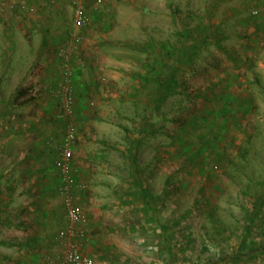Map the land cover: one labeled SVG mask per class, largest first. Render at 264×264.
<instances>
[{"label": "rangeland", "instance_id": "374dc122", "mask_svg": "<svg viewBox=\"0 0 264 264\" xmlns=\"http://www.w3.org/2000/svg\"><path fill=\"white\" fill-rule=\"evenodd\" d=\"M74 1L63 4L67 38L43 58L60 61L57 80L1 85L0 264L62 263V245L49 259L32 239L15 259L2 258L14 250L8 241L29 239L36 203L46 207L42 195L58 184L42 151L47 139L62 143L53 140L65 124L62 49L76 95L83 250L94 264H264V209L253 212L264 194V0H84L102 12L73 40ZM202 39L154 106L141 93V78L160 74L147 46H166L172 62ZM138 184L158 199L156 215Z\"/></svg>", "mask_w": 264, "mask_h": 264}, {"label": "crops", "instance_id": "0c3cea01", "mask_svg": "<svg viewBox=\"0 0 264 264\" xmlns=\"http://www.w3.org/2000/svg\"><path fill=\"white\" fill-rule=\"evenodd\" d=\"M65 2L66 0H0V92L2 84L17 83L24 87L27 84L38 83V78L42 75H47V78L44 76L45 80L42 81V84H48V82L52 84L57 80L53 70L57 72L60 67L57 65L60 61L54 58L55 60H48L45 65L43 58H47L49 51L55 49L60 42H64L67 38V28L63 29L65 24L63 4ZM21 23L28 24L32 31L19 30L18 25ZM36 26H42L44 30L36 29ZM48 96L50 95L47 94L46 97ZM59 126L62 128L64 136L66 125ZM63 136L61 135L59 138L54 136L53 140L57 138L61 141ZM50 140L47 139V145H45L42 154L44 155L46 151L50 153L51 158L48 161L50 170L58 174L55 163L59 149H55V143ZM59 145L57 146L59 147ZM49 177L50 180H53L51 176ZM57 179L58 184L55 191L42 195L47 201L50 200L47 206H40L36 203L37 205L33 209L32 227L27 233L29 239L25 241L21 237L19 240L8 241L7 244L14 250L11 253L2 254V258L6 261L15 259L19 253L16 250L21 246L22 249H28L31 239L32 243L43 245V252L49 253V259L56 258V248L61 245L60 233L70 226L64 201L58 192L59 174ZM79 179L80 176L73 189L77 207L79 206ZM86 227L77 225L78 229L84 228L85 230ZM46 250L48 251L46 252ZM36 257L45 259L46 255L41 252L39 255H35L34 259Z\"/></svg>", "mask_w": 264, "mask_h": 264}, {"label": "built area", "instance_id": "2783aa9c", "mask_svg": "<svg viewBox=\"0 0 264 264\" xmlns=\"http://www.w3.org/2000/svg\"><path fill=\"white\" fill-rule=\"evenodd\" d=\"M71 38L78 39L84 27L90 22L93 15L101 12L98 6L92 7L89 11L84 6V0H75L72 3ZM89 12V13H88ZM256 14V13H255ZM65 72V84L63 87V109L60 118L66 123V132L62 139L56 160V168L59 174L58 192L64 201L67 210L69 228L60 233L61 245L63 247L61 264H94L92 257L83 250L85 240L84 228L88 220L84 213L76 206L73 196V189L76 183L77 171L74 168V151L77 142V130L75 128L76 117V95L73 82L71 81V70L67 65L69 60L68 50L62 49ZM67 61V62H65ZM77 225L84 227L78 229Z\"/></svg>", "mask_w": 264, "mask_h": 264}, {"label": "trees", "instance_id": "16d2710c", "mask_svg": "<svg viewBox=\"0 0 264 264\" xmlns=\"http://www.w3.org/2000/svg\"><path fill=\"white\" fill-rule=\"evenodd\" d=\"M205 43L206 40L202 39L201 41H198L192 45L189 46L185 45L180 52V56L177 59L173 60L172 62H170L169 60V55L167 54L166 46L164 45L147 46L146 52L150 50L153 51L154 54L153 69L156 71L159 70L160 74L157 75L156 77L141 78V82H142L141 93L147 92V96L148 97L150 96L151 103L154 106L158 107L176 84L177 78L179 76V73L183 65H185L186 62L192 61L196 56V54L198 53L201 46L205 45ZM26 93H27L26 91H21L20 95L23 96ZM31 101L32 99L24 103H21L20 105L22 106L28 105L29 103H31ZM132 156H133L132 158L135 159V154H132ZM75 177L77 180V174L75 175ZM138 186L141 189H139V191L137 192V196L140 198V201L144 203L145 208L147 207L146 211H151L153 212L154 215H156L158 210L154 205L157 204L158 199L153 195H151L149 190L144 188L143 185L138 184ZM263 209H264V194L260 195L253 203V212L255 213V216L259 217ZM248 231H251V228H249ZM162 237L163 239L166 240L171 239V235L167 232V229H164L162 231ZM164 246L165 248H168L169 251L171 250L170 247H168L166 244H164ZM255 256L256 253H252V257Z\"/></svg>", "mask_w": 264, "mask_h": 264}]
</instances>
